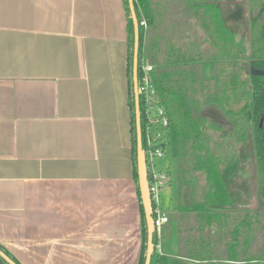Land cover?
Returning a JSON list of instances; mask_svg holds the SVG:
<instances>
[{
	"label": "crops",
	"instance_id": "obj_1",
	"mask_svg": "<svg viewBox=\"0 0 264 264\" xmlns=\"http://www.w3.org/2000/svg\"><path fill=\"white\" fill-rule=\"evenodd\" d=\"M149 2L162 45L159 63L182 67L176 59L186 55L192 58L187 69L205 82L224 75L212 64L225 62L213 59L224 51L225 39L215 42L211 34L224 29L239 44L249 37L247 0ZM126 24L122 0H0V245L20 264H63L62 252H139ZM181 43L185 50L179 51ZM244 67L249 74L250 62ZM251 95L249 87L234 99L244 102ZM198 112L221 128L220 136L232 128L214 107ZM247 146V152L253 149L252 135L242 143L240 158L248 157ZM239 168L226 182L231 208L225 213L259 209L257 162L252 175ZM192 198L191 188H184L181 204L191 205ZM178 205L177 186L176 201L162 208L168 223L157 246L175 257L186 252L177 230L185 234L190 225L203 224L175 217ZM236 219L213 218L203 228L214 237L212 244L193 252H228L225 235ZM163 239L170 241V252ZM259 248L253 243L236 251Z\"/></svg>",
	"mask_w": 264,
	"mask_h": 264
},
{
	"label": "trees",
	"instance_id": "obj_2",
	"mask_svg": "<svg viewBox=\"0 0 264 264\" xmlns=\"http://www.w3.org/2000/svg\"><path fill=\"white\" fill-rule=\"evenodd\" d=\"M127 28V85L128 106L130 113V142L132 177L137 185L138 209L141 224V246L138 264H144L147 248V227L143 206L141 204L137 175V150L135 128V101L133 92V45L134 32L130 17L128 0H122ZM150 0H134L133 5L139 24V49L137 65V82L139 89L140 125L142 137V149L145 145V128L147 122L146 94L142 90L144 86L143 67L151 65L148 72L149 92H153L154 101L150 105L156 109L162 108L168 120V125L161 129L164 137V150L170 148L172 157L177 161V185L179 195L182 189L189 187L192 191V203L189 206H178L182 213L179 217L191 224L184 240L179 238L178 245L185 248L181 255L169 256L159 252V235L154 229L153 251L150 264H264V0H247L250 12L249 38L251 52L244 47L243 39L239 44L235 42L234 35L224 30L221 34H211V40L215 42L225 39L224 51L219 56L213 55V59L220 58L225 62L212 64L215 71L222 76H212L205 82L193 69H187V62L192 58L179 56L176 62L184 64L182 67L165 66L159 63L162 45L158 33L155 30V19L150 9ZM212 8H217L212 4ZM220 23V17L216 15ZM144 22L145 26L141 25ZM152 27V28H151ZM217 35V36H216ZM219 42V41H218ZM216 45L219 46V43ZM185 50V43H181L179 51ZM217 51V48L215 49ZM236 51V52H235ZM241 59L243 62H240ZM249 59V61L247 60ZM166 60L163 61L165 64ZM250 62L251 72L246 74L244 63ZM193 72L192 79L185 74ZM251 87L252 97L244 102L234 100L237 91H243ZM202 92L201 99L193 97L195 92ZM242 104V105H241ZM241 105V106H240ZM201 106V108H200ZM239 106V107H238ZM214 107L226 118L231 129L226 135H221L220 144L217 143V153H214L206 143L204 130L208 122L209 127L215 130L221 128L206 119L197 117L199 110ZM252 135L259 175L258 201L259 209L244 214L225 213L231 208V202L226 189V182L232 178L238 170V151L242 143ZM201 173L205 183L198 195V183L193 182L194 174ZM197 178V176H196ZM196 185H195V184ZM204 183V184H205ZM152 209V206H151ZM227 216L236 219L237 223L233 231L225 235L230 243L227 244L228 252L222 255H214L213 252H193L195 248L207 247L212 244L213 236L205 234L204 226L213 220ZM152 218L154 216L152 215ZM255 243L260 248L255 253L238 252L236 247L243 249ZM182 245V246H181ZM187 246V247H186ZM194 246V247H193ZM205 247V248H206ZM4 252L16 264H20L1 245ZM216 254V253H215ZM244 254L245 256H242ZM241 255V256H240ZM0 264H8L0 257Z\"/></svg>",
	"mask_w": 264,
	"mask_h": 264
},
{
	"label": "rangeland",
	"instance_id": "obj_3",
	"mask_svg": "<svg viewBox=\"0 0 264 264\" xmlns=\"http://www.w3.org/2000/svg\"><path fill=\"white\" fill-rule=\"evenodd\" d=\"M239 9L240 8L237 7L235 11H239ZM248 11H249V8H248ZM262 17L264 18V15H262ZM249 18H250V12H248V20H249ZM247 34L249 35V32ZM237 41H238V39H237ZM243 43H244V47H246L247 50H248V53H249L248 57H249L250 52H251L250 38L247 36L246 42H244V40H243ZM247 60L249 61V59H247ZM240 62H243V60L241 59ZM201 95H202V92L198 91V92L194 93L193 97L195 99H198V98L201 99ZM200 108H201V106H200ZM200 115H201V113H200ZM210 123H211V121H210ZM205 126H206V128L204 130V135L206 136V143L208 144V147L210 148V150L212 152L217 153L216 152L217 151L216 145H217V143L220 144V142H221L220 141V138H221L220 130H215L212 127L210 128L208 122L205 124ZM130 144H131V142H130ZM248 146L246 148H249ZM241 148H242V145H241ZM240 149L238 151V158L240 160L239 161L240 164H238V165L241 166L240 168H243V169L247 168L251 175L256 170H257V173H258V169L255 170V161H256L255 149L253 148L251 151L249 149L248 157L244 156V153H243L241 155V158L239 156L240 155ZM130 150H131V146H130ZM157 163H158L157 167L160 170L166 171L168 173L169 179H170V184H169L170 189L169 190H170L171 194L170 195L166 194V191H167L166 190V191H163L161 193V195H160V202H161L162 208L163 209H168L170 204L173 205V203L176 201V197H177V186H178L177 185V183H178V181H177V161H176L175 158L172 157L171 150L169 148L167 150V158L160 159V160H158ZM131 167H132V161H131ZM196 176H197V178H196ZM257 180H258V183H259V175L257 177ZM193 182L198 183V185H197L199 187L198 188L199 189L198 190V195H200V191H201L200 188L203 187L204 185H207L205 183L203 175H201V173L194 174ZM131 185L134 188L133 191H134V194H135V204H136V207H137V210H138V216H139V229H140L139 230L140 231L139 242H138L139 245L137 243V249H138V246H139V252H133V251L132 252H62V255H64V256L63 257H59V258H60L61 262H63V264H138V259H139V254H140V246H141V224H140V215H139V209H138L139 208L138 207L139 203H138V197H137V191H136L137 190L136 189L137 185L134 182L133 177H132V180H131ZM186 188H189V187H186ZM257 190H258V186H257ZM181 196H182V191H181L180 195H179V192H178L179 205H182L181 204V202H182ZM259 206H260V203H259ZM177 210H178V208H177ZM259 211H261V207H259ZM177 213L179 214V217L182 214L178 210L175 213V217H176ZM134 231L135 230H133V233L131 234L132 237H134L133 236ZM186 235H187V231H186L185 234H179V238L184 240V237H186ZM162 244H163L164 250L166 251L167 247H169L168 248V251H169V249L171 247L170 241L163 239ZM133 245H134V241H133ZM70 255L76 256V257H72L74 259L72 262H70L69 259H68ZM26 264H32V262L30 261L29 263H26Z\"/></svg>",
	"mask_w": 264,
	"mask_h": 264
},
{
	"label": "built area",
	"instance_id": "obj_4",
	"mask_svg": "<svg viewBox=\"0 0 264 264\" xmlns=\"http://www.w3.org/2000/svg\"><path fill=\"white\" fill-rule=\"evenodd\" d=\"M141 25L145 26L142 22ZM152 69L151 66L145 65L143 67L144 72V86L142 90L146 94V106L147 107V122L145 128V145L146 149L143 150L144 165H145V175L147 191L152 206V214L154 216L153 226L154 229L159 234L160 230L165 224L168 223V217L163 212L160 195L166 190L169 184V176L166 171L160 170L157 167V162L160 159L166 158V152L163 148L164 137L161 129L168 125L167 117L165 116L164 110L162 108L156 109L154 106L150 105L153 103V92L148 91L150 89L148 72Z\"/></svg>",
	"mask_w": 264,
	"mask_h": 264
},
{
	"label": "water",
	"instance_id": "obj_5",
	"mask_svg": "<svg viewBox=\"0 0 264 264\" xmlns=\"http://www.w3.org/2000/svg\"><path fill=\"white\" fill-rule=\"evenodd\" d=\"M134 0H128L130 17L133 24L134 32V45H133V92L135 101V128H136V150H137V175H138V188L140 192L141 204L143 206L145 223L147 227V248L145 254L144 264H150L151 255L153 251V219L152 209L147 191L145 165L142 149L141 125H140V109H139V89L137 82V65H138V49H139V24L136 17ZM0 257L8 264H16L4 252L0 250Z\"/></svg>",
	"mask_w": 264,
	"mask_h": 264
},
{
	"label": "flooded vegetation",
	"instance_id": "obj_6",
	"mask_svg": "<svg viewBox=\"0 0 264 264\" xmlns=\"http://www.w3.org/2000/svg\"><path fill=\"white\" fill-rule=\"evenodd\" d=\"M253 148H254V141H253ZM248 148H246V152H247ZM247 155H248V152H247ZM241 167V166H240Z\"/></svg>",
	"mask_w": 264,
	"mask_h": 264
}]
</instances>
